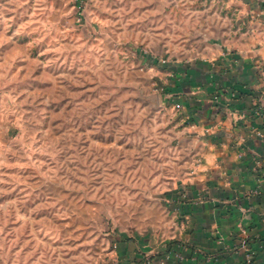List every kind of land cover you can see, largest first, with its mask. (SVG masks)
<instances>
[{"label": "rangeland", "instance_id": "obj_1", "mask_svg": "<svg viewBox=\"0 0 264 264\" xmlns=\"http://www.w3.org/2000/svg\"><path fill=\"white\" fill-rule=\"evenodd\" d=\"M142 4L0 0V264H118L168 221L180 93Z\"/></svg>", "mask_w": 264, "mask_h": 264}, {"label": "crops", "instance_id": "obj_2", "mask_svg": "<svg viewBox=\"0 0 264 264\" xmlns=\"http://www.w3.org/2000/svg\"><path fill=\"white\" fill-rule=\"evenodd\" d=\"M180 93L168 221L118 264H264V0H141ZM171 171V172H170Z\"/></svg>", "mask_w": 264, "mask_h": 264}]
</instances>
